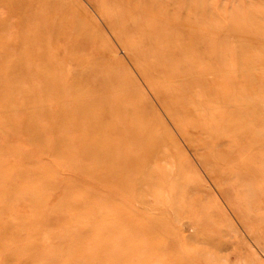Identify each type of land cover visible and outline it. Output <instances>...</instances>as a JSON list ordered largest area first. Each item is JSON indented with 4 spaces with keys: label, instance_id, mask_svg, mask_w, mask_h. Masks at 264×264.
Here are the masks:
<instances>
[{
    "label": "rangeland",
    "instance_id": "obj_1",
    "mask_svg": "<svg viewBox=\"0 0 264 264\" xmlns=\"http://www.w3.org/2000/svg\"><path fill=\"white\" fill-rule=\"evenodd\" d=\"M233 1L177 0L166 6L168 10H159L158 14L177 24V30L181 28L172 35L180 61L159 64H173L176 71L180 70L182 83L195 75L217 85L228 75L232 95L222 100L230 101L232 108L237 101L240 109L233 125L249 128L250 123H256L255 130L242 139L258 137L256 149L260 152L247 148L243 151L249 157L255 151L252 160L262 163L264 0ZM99 4L100 0H0V73L9 75L6 82L0 83L9 88L20 86L18 97L24 106L20 115L26 120L32 115L28 124L39 129L33 141L28 135L0 130V147L5 148L0 159H7L0 164V175L11 171L15 177L22 172L21 177L0 183L3 241L9 245L8 252L16 251L9 257L0 252V264H62L58 260L67 257L74 242L89 245L93 241H98L99 247L91 249L89 255L101 256L103 264H264V245L224 192L229 185L217 184L203 162L202 146L193 145L165 108L162 96L156 94L155 87L166 89L165 93L171 88L169 77L156 74V66L151 65L153 56L146 55L155 46L157 34L144 23L131 26L133 16L125 14L122 7V17L110 24ZM103 6L110 13L116 11L114 3ZM189 29L196 34L194 44L199 48L188 54L179 49L178 41L187 39ZM144 67L151 68L148 70L153 74L144 75ZM217 72L221 74L215 75ZM157 78L162 81L160 85ZM178 78L175 80L180 82ZM73 87L76 98L100 96L101 101L104 95L100 103L84 109V115L96 118L91 122L96 132H89L83 125L84 137L73 126L76 114L58 113L59 103L67 107L75 98L71 95ZM191 89L183 92L192 99H186L187 105L209 102V91L202 93L197 83ZM165 98L171 101L174 96L167 94ZM7 99L11 104L12 98ZM119 102H131L134 108L121 110ZM31 105L38 107L34 114L28 109ZM146 126L150 131L147 137L142 133ZM90 140L95 150L82 153L81 146L86 141L90 144ZM8 145L12 152L17 149L14 157L6 150ZM134 165L137 171L127 170ZM38 171L42 174L35 182L32 174ZM106 173L114 175L109 183L103 179ZM34 192L37 199L32 197ZM246 205L248 210L255 207L251 200ZM30 244L39 246L42 253L34 254L37 260L21 263L19 248L26 250ZM114 249L120 250L119 255ZM124 250L134 258L138 253L140 256L134 259ZM57 251L62 252L60 256L48 258V253ZM144 254L145 259L141 258ZM121 256L124 260H116ZM82 263L92 264L89 260L71 264Z\"/></svg>",
    "mask_w": 264,
    "mask_h": 264
},
{
    "label": "bare ground",
    "instance_id": "obj_2",
    "mask_svg": "<svg viewBox=\"0 0 264 264\" xmlns=\"http://www.w3.org/2000/svg\"><path fill=\"white\" fill-rule=\"evenodd\" d=\"M217 1L218 0H216V2ZM234 1H233V3H234ZM176 2H177V0H143L142 2H140V1L138 2L137 0H100V4L98 7H99L100 12L103 14V16L108 20V22L110 24H114L115 19H117V17H122V16H120L121 13H119V11L121 10L119 8L122 7L125 9V14H128L130 12L133 16L132 17L133 22H131V26H135L137 23H140V24L144 23V26L146 28L149 27L150 29L153 30L151 32H154L157 34L158 37L156 39L155 44H153L151 42L155 46H153V48L148 50L146 52V55L153 56V58H154L153 62L154 63L152 62L153 64H151V65H152V67L156 66V68H153L156 71V74L169 77L168 82L171 83V88L168 90V93H165L164 91H166V89H161V88L158 89L157 87H155L156 94H158L160 97L162 96L161 99H162V102H163L165 108L167 109L169 114H171V116H175L176 121H175V118L172 117L174 119L175 123L177 122L176 124L180 125V127H181L180 130L183 131V133L186 136H188V138H190L193 145L197 146V147L202 146V149H203L202 150L203 151L202 159H203V162L205 163L206 167H208V170L211 173V176H213L214 179L216 180V182H218L217 183L218 185L219 184H226V185L228 184L229 185V187L226 188L224 190V192L227 194L228 198L232 200L233 206H234L235 210L238 212V214L252 228L251 230L253 231V233L255 234L257 239L259 240V242L263 243V245H264V207L262 205V202L264 201V181H263V179H264V166L258 165L259 162L261 165L264 162L261 163V161L256 160L258 162V163L256 162L257 163V165H256V163L252 160V157H253L255 151H253L252 157H249L248 156L249 154L246 155L245 154L246 151H243L244 148H247L250 150L256 149L258 146V143L256 141L258 139V137L256 138V140L250 136H249L250 138L246 137L244 139V141L242 139L243 137H245L246 134L253 132L257 125L255 122L250 123L249 128L247 126H244V125H243L244 127H241L240 125H237L236 123L233 125L232 120L234 121V119L238 118V117H236V115H238V111L240 108L237 106V101L236 102L234 101L236 103L235 108H232L231 106H229L230 103H228V102H230V101H228V102L224 101L226 96L229 95V93L231 92L230 89L233 87L232 83H231L232 80H230L231 78L227 79L226 77H228V75H226L225 78L223 76L222 77L223 80H218L217 82L220 81V83H217V85H216L215 83L210 84L211 82H209V81L207 82V80L202 79V77L199 78V76L191 75L188 77L190 80H187L188 78H186L187 81L186 82L184 81L185 83H182L181 82L182 80H180L181 78L180 79L178 78V76H181V75H179L180 70L176 71L174 69L173 64L172 65L170 64V66H165V67L162 66L161 64H159L160 62L166 61V60H169V63H170V61H175V60L176 61L178 60V62L180 61L177 58L178 56L175 55L176 53L174 51V48H176V44L173 43L175 41L173 40L172 35L177 31L178 32L181 31V28H180V30H177L178 28H177V24L175 22H172L171 19L169 20V18H164L165 15L163 16L162 14H158L159 10L161 11V10H164L165 8L167 9L166 6H172ZM95 3H97V2H95ZM105 3H108V4L114 3L116 6H113V7L116 8V11L113 12V10H112L113 14H111L112 12L111 13L109 12L108 7L103 6ZM192 6H194V5H192ZM23 16L25 17V15H23ZM201 16H202V14H201ZM178 24H181V27H184V25H185L182 22H178ZM57 26H56V29L59 28ZM129 29H131V28L129 27ZM54 30H55V28H54ZM56 31H55V33H56ZM114 32H115V30H114ZM186 33H187V35H186L187 39H185L184 42L178 41L179 49L182 50L183 52H188V54H189V52H198L199 47H198L197 43L194 44V42H197V40H198L196 34L192 33V31L190 29H189V31L186 30ZM137 40H138V38H137ZM135 41H136V39H135ZM159 41H162V43L164 41L169 42V45L163 46L159 43ZM131 46H133V45H131ZM133 49H135L134 46H133ZM177 49H178V47H177ZM202 50H204V49H202ZM135 55H136V53H135ZM191 55H192V53H191ZM136 56H138V55H136ZM190 58H191V56H190ZM192 59L193 58H191V60ZM181 60H183V59H181ZM183 62L185 63V61H183ZM192 63H193V60H192L191 64ZM180 65H182V63ZM209 65H207V66H209ZM195 66H197V65H195ZM212 66H211V68H212ZM39 67H40V65H39ZM141 67H143V66H141ZM184 67L186 69V66H184ZM193 68H194V66H193ZM16 69H17V67H16ZM141 69H142V72L144 73V75H147L148 77L153 74V73H151L152 71L150 72V70H148L151 68L147 69L144 67ZM185 69H183V71ZM199 70H200V68L195 70V72H198ZM207 71H209L210 72L209 74H211L210 68L207 69ZM184 73L186 74V71H184ZM11 74H13V72ZM214 74L219 76L221 73L219 74L217 72ZM5 75H6V77H5ZM0 76L2 77V78H0V82H2V80H5V82H6L7 76H9V75L5 72H2V73H0ZM154 78H156L155 75H154ZM154 78H152V79H154ZM159 78H157V81H158V83L156 82L157 84H159V81H161V80H158ZM176 78H178V80H180V82L176 81L175 80ZM182 79L185 80V78H182ZM148 80H149V78H148ZM199 81L201 83H205V84L201 85ZM151 83H154V82H151ZM196 83H197V85H200L202 87V89H201L202 93L205 94L208 91L210 92L209 93L211 96L210 100H209V102H203L202 101L200 106L198 104L197 105H193V104L187 105L188 103L185 102L186 99L187 98L190 100H192V99H191V96L189 95V93L184 94L183 92L190 91L189 89H191V88L193 89V86ZM192 89H191V91H192ZM19 92H22V89L20 88L19 85L17 87L9 88V87H6L4 84H3V86H1V83H0V110H1L0 111V113H1L0 114V130H1V132L5 131V133L8 132L10 134L28 135V136H30V137H28L29 140L33 141L35 138H38L39 129L37 127H35L36 125L30 128V125L28 123H29V120H32V115L31 116L29 115V118L27 120H26V118H23L22 115H20V114H22V113H20V111L24 108V106L20 101L21 99L18 97V95L21 94V93L19 94ZM72 92L73 93H71V95L73 97L78 96V95H76V91H75L74 87L72 89ZM65 93H67V92H65ZM84 93H86V92H84ZM237 93H238V91L236 92V94ZM167 94L174 96V99H172L171 101H166L165 97L167 96ZM230 94L232 95V93H230ZM8 96L10 98H12L11 104H10L9 100L7 99ZM163 96H165V97H163ZM76 97L72 99V103L67 107L64 106L63 104L59 103V109H58L59 112L58 113H59V115L60 114L62 115L64 113V111H67L70 114H72V112H73V114H76V117H75V119H76L75 123L76 124L73 126L76 129V131L81 133L79 135L80 136L82 135V137H84L85 135H84V126L83 125H86L87 130H89V132H91V131L96 132V127L94 129L93 125L91 123V122H93L92 119H96V118L93 117L92 119H90V117H87L86 115H84L83 114L84 109L88 106L92 107V105H95L96 103H98V101L100 100V98H99L100 96L98 97V99L94 98L93 96H92L93 98H91L90 96H88V97L84 96V99H83V96H82V98L80 97L81 99L76 98ZM103 97H104V95H103ZM103 97H102V100L104 99ZM222 99H224V100H222ZM234 100H236V98ZM101 101H99V103ZM212 101H215L216 103L214 104V103H212ZM122 102H119V107L121 110L134 108V107H132L133 104H131V102H130V104H129V102H128V104L125 103L127 106L124 105ZM116 103H118V101ZM120 103H122L123 106ZM233 105H234V103H233ZM228 107H231V109H232L231 111H233L232 115H231L232 112H230V109ZM28 109H30L31 113L34 114L35 111L38 110V107H34L33 105H31ZM13 111H15V112H13ZM16 112H17V114H19V116L16 115ZM137 112L138 111L136 110L135 115ZM240 114H241V112H240ZM232 116H233V119H232ZM240 122H242V121H240ZM132 130L133 129H130L129 131H132ZM140 130H139V132H140ZM142 133L144 134L143 136H146V137H147V134L150 133L147 126H146V128L145 127L142 128ZM3 135H4V133H3ZM7 135H9V134H7ZM130 137H133V136H130ZM3 138H5V137H3ZM22 139H24V138H22ZM258 140L260 141V139H258ZM87 142L88 141L84 142L83 145L81 146L82 147L81 152L82 153L87 152V154H90V152L93 153V151L95 150V146L93 144V141L90 140V142H89L90 144H88ZM227 142L229 144H227ZM7 144L8 143H6L5 145H7ZM259 145H260V147L262 146L261 144H259ZM32 148H33V146H32ZM4 149H2V147H0V152L1 151L3 152ZM9 149H10V146L8 145V148H6V150H8V152L11 153V155L14 157L17 149H13V152ZM29 149L31 150V147ZM257 149H256V152H260V150L257 151ZM244 150H246V149H244ZM247 151H249V150H247ZM136 158L139 159V156H137ZM256 158H258V157H255V159ZM261 158H263V156ZM4 160H7V159H0L1 166L5 163ZM136 162H138V161H136ZM26 166H28V165H26ZM20 168L23 169L24 167L22 168V166H20L19 169ZM130 168H132V169H130ZM130 168L128 167L127 170H129V171L132 170L133 172H134V170L137 171L136 165H134L132 167L130 166ZM22 171H24V170H22ZM20 172H17L16 176L14 177L13 176L14 174H11V171H4V173L0 175V183L11 182L16 177H18V176L21 177L22 175L20 174ZM41 174H42V171H38L36 174L35 173L32 174V175H34L33 178H34L35 182L39 181ZM112 176H114V175L110 174V173H106L104 175L103 179L107 180V182L109 183L112 180L111 179ZM252 179L257 180V182H253ZM35 193L36 192H34V195L32 196L33 199H37V197H38L37 193L36 194ZM248 200H251L254 203L255 207L252 210H248L246 208V206H247L246 204L248 203ZM4 232H5V229L3 226H1L0 227V252H5L6 253L5 257H9L10 254H15L16 251L15 252L9 251L10 252L9 253L8 250H6V249H9L8 248L9 245L7 246L6 243L3 241V239L5 237ZM135 243H137V242H135ZM142 243H145V242L142 241ZM142 245H144V244H142ZM26 246H27L26 250H23V247L19 248L20 250H22V253L18 254V257H20V260L22 259L21 263H23V261H26V263H27L31 259L37 260L34 257V254L35 253H42V251H41L42 249L40 250L39 246H37L36 244H30V245H26ZM94 247H97L96 249H98V247H99L98 241L97 242L93 241L91 244L89 242V245H86V243H85V245H83V244H77L74 242L73 245H71L69 247L70 251H69L67 257L64 259V256H62L61 260H58V261H60V263L62 262V264H71V263H75V262H80L82 260H84V261L89 260L92 262V264H103V263H101V260H102L101 256H99L97 258H92L89 255V253L93 252L90 250L93 249ZM155 247H157V246H155ZM116 248H118V247H116ZM124 248H126V246ZM124 248H122V249H124ZM128 248H127V251H128ZM138 248H141V250H142V247H138ZM143 248H144V246H143ZM150 248H152V247H150ZM119 249L121 250V248H119ZM134 249L132 251H134ZM197 249L198 248H196V250ZM117 250L118 249H116V251H115V249H114L115 252H117V253H118V251L120 252V250H118V251ZM153 250H154V248H153ZM127 251L124 250L123 253L125 254V252H126V254L127 253L130 254V252H127ZM139 251L140 250L138 249V252ZM145 251H147V250H145ZM136 252H137V249H136ZM151 252H152V250H151ZM201 252H200V254H201ZM58 253L59 252L57 251L56 254L48 253L47 255H48V258L54 257V256L58 257L61 255L62 252H60L59 254ZM123 253L120 255H123ZM129 254H127L126 256H128ZM138 254L140 256V253H138ZM138 254H137V257H138ZM165 254H167V253H165ZM118 255H119V253H118ZM130 256H131V254H130ZM141 256H142L141 258L145 259V257H143V256H145V254L141 255ZM152 256H153V254H152ZM131 257L134 258L133 256H131ZM131 257H130V259L132 261ZM167 257H168V255H167ZM167 257H165V259H168ZM121 258H122V256L120 258H117L116 260H120ZM123 258H124V255H123ZM136 258H134V259H136ZM5 259H7V258H5ZM104 259L105 258H103V260ZM122 259H121V261H122ZM154 259L155 258L153 257V261H154ZM158 260H159V258H158ZM47 261L51 262L52 258H51V260L49 259ZM113 262L112 263L108 262L105 264H115ZM142 262L143 261H141V264H142ZM117 263H118V261H116V264ZM133 263H135V262H133ZM165 263L166 262H164V264ZM204 263H206V262H204ZM135 264H140V263H135ZM146 264H148V261L146 262ZM167 264H168V262H167Z\"/></svg>",
    "mask_w": 264,
    "mask_h": 264
}]
</instances>
